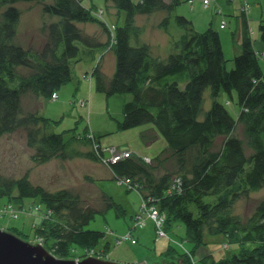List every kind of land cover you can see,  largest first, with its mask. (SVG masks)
<instances>
[{
  "label": "trees",
  "instance_id": "1",
  "mask_svg": "<svg viewBox=\"0 0 264 264\" xmlns=\"http://www.w3.org/2000/svg\"><path fill=\"white\" fill-rule=\"evenodd\" d=\"M22 1L39 2L46 14L58 17L43 25L45 41L38 47L17 41L21 19L17 3ZM107 1L127 13L123 25L112 24L114 34L96 16L102 9L85 6L83 0H0V136L24 130L27 145L34 151L32 160L38 164L78 157L102 162L108 146L97 133L85 130L83 136L67 139L63 133L51 132L55 120L26 110L23 99L28 93L53 98L73 80V60L82 59V50L93 58L97 48L114 46L113 75L106 76L101 60L92 70L96 89L107 96L131 95L124 103L119 129L150 122L156 131H150L149 137L160 134L168 146L151 162L132 155L105 164L128 191L138 189L143 203L167 214L166 232L176 220L185 224L193 249L181 253L169 245L164 255L191 264L188 260L207 242L206 234H223L239 245V251L220 258L206 254L200 259L203 264H264V200L246 219L233 211L237 200L264 187V53L255 47L248 15L242 12L239 31H233L235 44L237 33L241 35V51L227 59L220 31L212 22L199 31L187 16L173 15L181 0ZM156 11L165 13L159 25L169 36L166 57L153 53L136 21L138 14ZM80 22L99 23L106 38L85 33ZM173 23L183 30L178 37L171 33ZM221 24L220 28L226 26ZM259 32L264 44V19ZM207 88L212 104L199 118ZM223 93L229 103L235 100L240 106L238 116L222 100ZM239 124L245 125L246 145L236 134ZM1 198L21 207L26 199H38L45 212L52 211L35 226L31 240L41 242L59 258H82L97 249L106 232L86 229V225L98 213L114 208L119 215L125 214L123 206L106 192L86 203L72 188L50 190L34 184L28 172L20 177L0 174ZM6 229L28 239L17 227ZM78 247L84 252L77 254ZM110 251L111 242H106L96 255L107 256Z\"/></svg>",
  "mask_w": 264,
  "mask_h": 264
},
{
  "label": "rangeland",
  "instance_id": "2",
  "mask_svg": "<svg viewBox=\"0 0 264 264\" xmlns=\"http://www.w3.org/2000/svg\"><path fill=\"white\" fill-rule=\"evenodd\" d=\"M250 10L249 26L255 47L262 43L259 24L264 19V0H249ZM243 0H210L209 6H205L204 0H181L173 11V15H185L193 20L196 30H205L212 22L213 27L219 29L225 56L227 59L234 57L233 31L236 29L238 19L242 20ZM83 4L94 9H102L103 14H96L108 24V28L114 34L115 27L112 24L123 25L126 18L125 10H117L111 1L107 0H83ZM21 10V19L18 26L17 41L25 47H38L45 41L41 31L44 24L58 19L57 16L46 14L41 3L32 1H22L17 3ZM164 11H156L152 14H138L137 24L143 28L142 37L152 44L153 53L157 56L166 57L169 55V36L165 28L159 25ZM226 22V28L221 29L222 21ZM79 26L87 34L100 33V24L96 22H80ZM252 27V28H251ZM183 30L175 23L171 26V33L176 37L180 36ZM99 38L105 39L106 35L99 34ZM257 43V45H256ZM114 44V43H113ZM113 44H111L113 46ZM112 49L104 46L95 50L92 58L81 51L79 61L73 60V80L63 85L57 92L58 98L39 97L33 93L24 96L23 106L26 110H36L39 114L52 118L51 132L63 133L65 138L72 136H83L85 130L95 132L99 136L102 144L114 147V152L108 149L102 162L90 161L87 158L75 159H52L46 163L38 164L32 160L33 149L27 145L26 133L20 129L10 134L0 136V174L20 177L28 172L30 179L36 185L44 186L50 190L61 188H72L80 192L86 203H93L103 191L111 195L115 201L123 206L125 214L119 215L117 210L112 208L105 213H98L96 217L86 225V229L106 232V237L101 241L98 251L106 242H111V251L104 257L121 263L133 264L140 260L148 263L156 261L163 262L160 258L170 262L164 255L169 245L174 246L178 252H189L193 249V244L188 240L187 228L181 220L172 223L167 229V236L158 235V230L154 219H146V224L140 225L136 219L137 214L143 205V196L138 189L128 191L127 185H122L113 176L109 175V170L105 163L116 162L114 158L121 160L124 157L141 156L147 162H151L168 144L162 135L149 137L150 131H156L153 124L148 122L142 125L119 129L118 121L124 119L123 107L129 94H114L107 96L96 89V77L93 75V68L102 58L103 72L110 78L115 70V53ZM264 66V58L261 56ZM228 67H232V61L228 62ZM210 88L204 93L202 110L199 118L204 117L205 111L210 108L212 98ZM60 97V98H59ZM228 95L223 93L222 100L227 102V107L234 116H238L240 106L235 100L227 101ZM81 101L85 104L81 105ZM88 127V129L86 128ZM245 125L239 124L236 134L246 145ZM152 136V135H151ZM222 139L219 140V143ZM218 143V144H219ZM126 153V156H122ZM117 160V161H118ZM99 163L101 165H99ZM100 166V167H98ZM166 169V168H165ZM166 171V170H164ZM163 172V170H162ZM89 176L94 180H90ZM264 200V187L251 192L248 196H243L234 204V212L243 218H248L256 209L257 205ZM7 198L0 199V205L8 202ZM38 199H26L25 203ZM11 204V202L9 203ZM42 211L35 212L34 215L19 213L18 217H11L6 212L0 210V227H6L4 221L11 220V226L21 229L28 237L18 235L22 239L33 242L34 228L42 222V212L44 205L41 204ZM147 206L152 207L147 204ZM30 207V205H29ZM4 206H0L3 209ZM160 210V209H159ZM161 211V210H160ZM52 214L51 210L47 211ZM162 212V211H161ZM167 219V214L164 213ZM133 232V236H132ZM128 234L130 240H137V243L130 240H123ZM126 236V237H127ZM30 238V240H29ZM207 242L198 246L188 261L194 259L196 264H203L201 258L213 253L216 258L231 256L239 251L237 243H230L223 234H206ZM227 244V245H225ZM94 251V252H95ZM84 252L81 247L77 248V254ZM89 256V255H88ZM180 258V257H179ZM193 258V259H192ZM175 264H179L178 257L173 258ZM183 264H186L182 260Z\"/></svg>",
  "mask_w": 264,
  "mask_h": 264
},
{
  "label": "water",
  "instance_id": "3",
  "mask_svg": "<svg viewBox=\"0 0 264 264\" xmlns=\"http://www.w3.org/2000/svg\"><path fill=\"white\" fill-rule=\"evenodd\" d=\"M163 262L148 263L140 260L133 264H175L160 258ZM178 258L179 264H183ZM0 264H127L98 256L82 258H59L51 253L41 242H29L12 231L0 227Z\"/></svg>",
  "mask_w": 264,
  "mask_h": 264
},
{
  "label": "built area",
  "instance_id": "4",
  "mask_svg": "<svg viewBox=\"0 0 264 264\" xmlns=\"http://www.w3.org/2000/svg\"><path fill=\"white\" fill-rule=\"evenodd\" d=\"M190 1H193V0H190ZM204 2H205V6H208L210 4V0H204ZM249 10H250V3H249V1L248 0H243V3H242V12H244V13L247 14L249 12ZM97 14H102V10H99L97 12ZM225 25H226V22L225 21H222L221 27H224ZM53 98L54 99L58 98V94L55 93L53 95ZM84 104H85V102L84 101H81V105H84ZM111 148H113V149H111ZM111 148H107L106 147L105 150L107 151L108 149H111L110 151H112V152H114L116 150V148H114V147H111ZM126 155H127L126 153H123L122 154V156H126ZM117 156L120 157L119 154ZM118 157L114 158L115 161L118 160ZM126 181L129 182L128 180H126ZM178 182H179V180H178ZM0 210H1V212L8 213L10 215V217H16V215H17V211H16V209L12 205H7L3 209H0ZM49 215H50V213L48 214V212L44 213V216L45 217H47ZM148 217L149 218L151 217L152 219H154V221L156 223L157 230H158V235L159 236H162L163 235L162 237L167 236V232H166V230L164 228L165 221H166V216H165L164 212H161L159 210V208L157 206H155V205L152 206V207H149V206H147L146 203H143V205L141 206L140 212L136 216V219L138 220V223L140 225H142V224H144L146 222V219ZM130 235L131 234H128V236L126 235L127 237L125 236L123 238V240H130V238H129ZM135 240L133 239V240H130V241H132L133 243H135ZM94 251L93 250L89 251L88 252V255L94 256L96 254V251L95 252ZM191 264H196V262L194 261V259L191 261Z\"/></svg>",
  "mask_w": 264,
  "mask_h": 264
},
{
  "label": "crops",
  "instance_id": "5",
  "mask_svg": "<svg viewBox=\"0 0 264 264\" xmlns=\"http://www.w3.org/2000/svg\"><path fill=\"white\" fill-rule=\"evenodd\" d=\"M167 1H170V0H167ZM209 6V5H208ZM248 15V19H249V14H247ZM250 22V21H249ZM222 23V22H221ZM241 25H240V20L238 19V24H237V27H236V29L234 30V31H236V32H238L239 31V27H240ZM226 28V26L224 27V28H221V29H225ZM252 28V27H251ZM256 45H257V43H256ZM234 50H235V54L236 53H239L240 51H241V35H240V33H237V43L236 44H234ZM257 51L259 52V54H263L264 53V44H263V42L262 43H259L258 44V46H257ZM96 54V53H95ZM105 55L106 54H103L102 55V57H100V59L99 60H101L102 61V58L103 57H105ZM59 95V94H58ZM60 98V97H59ZM75 159V158H74ZM89 160V159H88ZM90 161H93V160H90ZM95 162V161H94ZM99 165H101L100 163H99ZM107 166V165H106ZM98 167H100V166H98ZM107 168H108V170H109V175L110 176H113V173H112V171H111V169H110V167H108L107 166ZM8 202V201H7ZM5 203L6 202H3L0 206H4L5 205ZM11 220H6V221H4V223H5V225H6V227H3V228H7V226H11L12 225V223L10 222ZM13 226V225H12ZM2 228V227H1ZM110 254V252L108 253V255ZM107 255V256H108Z\"/></svg>",
  "mask_w": 264,
  "mask_h": 264
},
{
  "label": "bare ground",
  "instance_id": "6",
  "mask_svg": "<svg viewBox=\"0 0 264 264\" xmlns=\"http://www.w3.org/2000/svg\"><path fill=\"white\" fill-rule=\"evenodd\" d=\"M7 205H12L16 209V211H17L16 218L18 217L19 213L28 214V215H34L35 212L39 213V211L40 212L42 211L41 206L36 201L35 202H30V203H25L24 207H21L20 205L15 204V203L9 204V202L7 204H5L4 207L7 206ZM29 205H30V207H29ZM44 213H46V212H44ZM44 213L42 212V217H45Z\"/></svg>",
  "mask_w": 264,
  "mask_h": 264
}]
</instances>
